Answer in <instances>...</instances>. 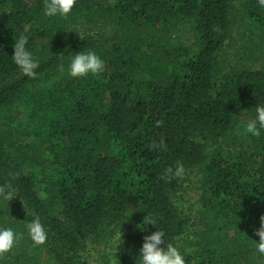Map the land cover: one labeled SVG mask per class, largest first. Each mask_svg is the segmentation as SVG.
<instances>
[{
    "label": "trees",
    "instance_id": "obj_1",
    "mask_svg": "<svg viewBox=\"0 0 264 264\" xmlns=\"http://www.w3.org/2000/svg\"><path fill=\"white\" fill-rule=\"evenodd\" d=\"M42 6L0 0V187L15 193L0 194V227L22 234L0 264H139L156 230L148 216L186 264H264L253 241L264 131H243L264 104V8L77 0L69 16L46 17ZM21 34L39 61L33 78L11 57ZM80 50L103 72L70 77ZM177 163L183 177H166ZM36 215L43 245L27 234Z\"/></svg>",
    "mask_w": 264,
    "mask_h": 264
},
{
    "label": "clouds",
    "instance_id": "obj_2",
    "mask_svg": "<svg viewBox=\"0 0 264 264\" xmlns=\"http://www.w3.org/2000/svg\"><path fill=\"white\" fill-rule=\"evenodd\" d=\"M76 2L77 0H43V15L46 17H67L72 13ZM257 3L264 8V0H257ZM71 30L75 31V29ZM27 44L28 37L23 34L19 35L12 46L13 54L11 57L21 74L33 78L37 75L36 69L39 67V61L34 58ZM73 53L67 67L70 77L81 78L88 75H98L103 72L105 62L95 51L80 50ZM243 131L252 137L261 135V132L264 131V104H259L255 107V116L247 121ZM153 147L157 146L153 145ZM184 174V166L179 163H177L175 168L169 167L165 170V175L168 178H181ZM0 194H3L9 200L15 195L14 191H6L3 187H0ZM149 224L156 230L143 237V242L137 255L139 264H186L185 254L177 246L172 243L165 245V233L156 227L157 218L148 216L143 220L144 226ZM26 229L34 245H43L45 243L48 233L46 225L42 223L40 216H34L26 224ZM254 232L259 237L258 243L253 240L256 250L264 254V215L260 216L259 227L254 229ZM21 235L11 226L0 227V255L10 252L19 242ZM116 240L121 241L120 228ZM118 244L120 242L114 244L115 248Z\"/></svg>",
    "mask_w": 264,
    "mask_h": 264
},
{
    "label": "rangeland",
    "instance_id": "obj_3",
    "mask_svg": "<svg viewBox=\"0 0 264 264\" xmlns=\"http://www.w3.org/2000/svg\"><path fill=\"white\" fill-rule=\"evenodd\" d=\"M232 35H233L236 39H239V42L237 43V45H239V43H241L239 33L236 32V31H234V32L232 33ZM192 191H193V190H192ZM192 191H191V192H192ZM190 199L192 200V197H190Z\"/></svg>",
    "mask_w": 264,
    "mask_h": 264
}]
</instances>
